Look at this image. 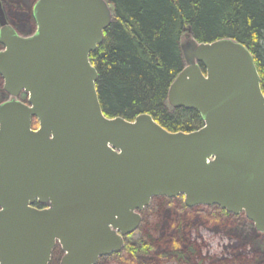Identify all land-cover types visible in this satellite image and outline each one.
Segmentation results:
<instances>
[{"label":"water","instance_id":"obj_1","mask_svg":"<svg viewBox=\"0 0 264 264\" xmlns=\"http://www.w3.org/2000/svg\"><path fill=\"white\" fill-rule=\"evenodd\" d=\"M33 16L22 36L0 1V264H50L57 245L61 264H97L161 196L245 214L264 234V91L247 46L185 29L168 103L204 125L173 132L102 109L90 55L113 22L109 0H37Z\"/></svg>","mask_w":264,"mask_h":264},{"label":"trees","instance_id":"obj_2","mask_svg":"<svg viewBox=\"0 0 264 264\" xmlns=\"http://www.w3.org/2000/svg\"><path fill=\"white\" fill-rule=\"evenodd\" d=\"M4 1L11 6L12 20L19 18V12L27 11L28 22L34 26L32 0ZM109 2L113 7V22L105 31L104 42L90 55L99 73L97 88L107 116L133 120L140 114L148 113L173 132H190L204 125L197 110L173 108L168 103L169 88L185 66L181 42L187 27L191 28L192 35L199 42L233 38L247 46L255 57L264 91V0ZM2 85L4 88V80L0 77V95ZM23 96L22 99L26 100L27 96ZM33 124L38 127V120L35 119ZM35 206L41 207L39 203ZM147 211L160 217L153 229L140 226L126 238L122 252L101 258L98 264H105V260L111 257L124 259L129 264H155L163 259L196 264L195 245L190 237L193 226L199 228L204 223L208 228L216 229V233L224 232L232 236L238 223H252L245 217L230 215L217 206L191 209L179 199L155 198ZM154 232L162 238H156ZM134 237L137 240H129ZM246 237L240 236V239L248 241ZM243 247L241 253L250 254L245 249L246 245ZM196 255L200 256V253ZM263 257L264 252L259 264H264ZM206 263L204 259L199 264ZM241 263L238 257L227 262L218 258L210 260L208 264Z\"/></svg>","mask_w":264,"mask_h":264},{"label":"rangeland","instance_id":"obj_3","mask_svg":"<svg viewBox=\"0 0 264 264\" xmlns=\"http://www.w3.org/2000/svg\"><path fill=\"white\" fill-rule=\"evenodd\" d=\"M2 3V8L4 10V13L7 17V20L9 24H11L13 27H15L18 32L21 35L27 36L28 33L32 29V25L28 22V14L27 11L19 12V18L15 19L17 23L11 19L12 16V9L11 6L6 4L4 0H0ZM37 2V0L31 1V8L34 6V4ZM187 31L185 35L182 38V41L185 40L187 36ZM30 35V34H29ZM3 84V83H2ZM2 92L0 95V103L6 101L9 99V95L7 94L6 90L3 88L2 85ZM22 98H24L23 95H21ZM20 97V98H21ZM152 211V210H151ZM147 211L143 214V219L141 223V227L144 229L148 227H152L153 225L157 224L160 220V217L157 213ZM241 218L244 219V217L247 219L246 216L241 215ZM249 224V225H248ZM197 226V225H196ZM196 226H193L191 229L190 237L192 239V242L194 243V261H196V264H199L201 260L206 259L209 263L210 260L215 261L218 258H221L224 262L232 261L235 258H238L242 261L241 264H259L262 260L263 252H264V234L258 232L255 229V226L253 223H245L240 225L238 223L236 232L233 233L232 236H228L226 233H216V229H210L208 228L204 223H202L199 228ZM153 227L151 228V230ZM255 229V230H254ZM154 231V230H153ZM156 238L159 240L162 238L159 234L156 232L153 233ZM240 236L246 237L248 241H244L245 239H240ZM137 240L136 237L129 239L130 241ZM134 243V242H132ZM246 243V244H245ZM246 245V251L250 252V254H242L241 251H243V246ZM200 253V256L196 255ZM237 257H236V256ZM262 255V256H260ZM60 256V251L57 250L53 254V264H58ZM195 257H198L195 259ZM200 258V259H199ZM108 262L105 264H129L120 258L117 257H111L107 258ZM264 260V257H263ZM104 263V262H103ZM138 263V262H137ZM206 263V264H208ZM136 264V263H134ZM155 264H185L179 261L175 260H167L163 259L161 263L156 262Z\"/></svg>","mask_w":264,"mask_h":264},{"label":"flooded vegetation","instance_id":"obj_4","mask_svg":"<svg viewBox=\"0 0 264 264\" xmlns=\"http://www.w3.org/2000/svg\"><path fill=\"white\" fill-rule=\"evenodd\" d=\"M32 16H33V6H32ZM7 18V17H6ZM8 21V20H7ZM33 21H34V26H32V29H31V31L28 33V35L29 34H31V33H33L34 31H35V29H36V22H35V19H34V16H33ZM11 25V24H10ZM1 27V26H0ZM16 31H17V33L18 34H20L19 32H18V30L15 28V27H13ZM21 35V34H20ZM27 35V36H28ZM22 36H24V35H22ZM1 44V43H0ZM1 46H2V44H1ZM3 48L1 47V49L0 50H2ZM0 77L2 78V80H4L3 79V77L1 76V74H0ZM4 84H5V82H4ZM4 88H5V85H4ZM25 96H27L25 93H23ZM22 94V95H23ZM21 99H22V97H21ZM156 198H167V199H179L180 200V202L181 203H184L185 204V206H187L188 208H191V209H194V208H198V207H201V208H210V207H216V206H205V205H202V206H196V207H189L188 205H186V203H185V199H184V196H178V197H175V198H168V197H164V196H161V197H156ZM155 199V198H154ZM153 199V200H154ZM152 200V201H153ZM152 203V202H151ZM151 205V204H150ZM42 207V206H41ZM149 207V206H148ZM147 207V208H148ZM218 207V206H217ZM146 208V209H147ZM221 208V207H220ZM146 209H144L142 212H141V215H142V217H143V214H144V212H145V210ZM222 209V208H221ZM224 210V209H223ZM226 211V210H225ZM227 212V211H226ZM228 213V212H227ZM228 214H230V215H233V216H236V215H234V214H231V213H228ZM241 215H244L245 216V214H241ZM241 215H239V216H241ZM238 217V216H237ZM248 219V218H247ZM250 221V220H249ZM131 236V235H130ZM129 237V236H128ZM127 237V238H128ZM57 250H59L60 251V256L61 257H59L60 259H59V261H58V264H61V260H62V257H63V255H64V251L62 250V248L60 247V245H57L55 248H54V250H53V253H52V258H51V261H50V264L51 263H53V254H54V252L55 251H57ZM114 254H118V253H114ZM114 254H112V255H114ZM111 255V256H112ZM107 257H110V256H107ZM104 258V257H103ZM105 261H107L108 262V260H105ZM100 262V260L98 261V263ZM97 263V264H98Z\"/></svg>","mask_w":264,"mask_h":264},{"label":"bare ground","instance_id":"obj_5","mask_svg":"<svg viewBox=\"0 0 264 264\" xmlns=\"http://www.w3.org/2000/svg\"><path fill=\"white\" fill-rule=\"evenodd\" d=\"M61 247V246H60Z\"/></svg>","mask_w":264,"mask_h":264}]
</instances>
